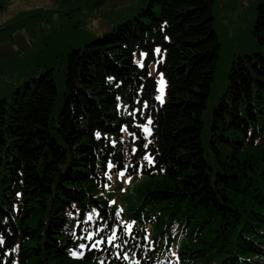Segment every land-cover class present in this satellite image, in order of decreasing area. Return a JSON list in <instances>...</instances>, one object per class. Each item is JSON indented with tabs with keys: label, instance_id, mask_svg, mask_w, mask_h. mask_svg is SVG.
Returning <instances> with one entry per match:
<instances>
[{
	"label": "trees",
	"instance_id": "16d2710c",
	"mask_svg": "<svg viewBox=\"0 0 264 264\" xmlns=\"http://www.w3.org/2000/svg\"><path fill=\"white\" fill-rule=\"evenodd\" d=\"M214 2L147 0L132 18L68 50L55 117L53 68L0 98V264H146V253L158 264L156 246L146 252L147 235L137 228L138 242L124 246L115 232L119 238L107 245L116 223L92 194L103 185L98 168L100 176L110 165L112 174L136 173L139 160L150 170L126 215L151 218L154 238L183 231L182 263L264 264V0H255L257 51L231 63L206 120L221 48ZM160 73L168 90L154 109ZM134 127L137 142L122 137ZM17 203L22 209L14 213ZM72 206L99 208V226L108 231L96 236L84 227L82 211L74 228L65 216L76 214ZM98 239L105 242L93 248ZM102 253L101 262L92 259Z\"/></svg>",
	"mask_w": 264,
	"mask_h": 264
},
{
	"label": "rangeland",
	"instance_id": "374dc122",
	"mask_svg": "<svg viewBox=\"0 0 264 264\" xmlns=\"http://www.w3.org/2000/svg\"><path fill=\"white\" fill-rule=\"evenodd\" d=\"M146 2L147 0H0L4 7L0 12V98L8 97L15 86L35 77L45 67L53 68L58 89L52 109L55 117L64 92L62 70L66 52L71 48H81L95 36L132 18ZM213 14L221 48L205 110L206 120L226 90L231 63L238 56L257 51L256 37L253 34L255 0H215ZM156 76L159 80L158 97L162 101L164 87L161 76ZM162 105L158 103L154 109ZM144 129L149 132L147 122ZM143 163L140 160L141 167L136 173L121 175L120 171L112 177L114 185L108 196L124 210L120 213L121 218L127 217L125 209L133 197L136 184L143 178ZM18 206L22 209L19 203L16 207ZM165 237L168 235L165 234ZM162 240L159 239L158 243ZM18 249L20 252L19 246ZM258 250H262V245L258 246ZM160 253L159 249L156 255ZM163 253H169L167 245ZM92 259L96 262L95 258Z\"/></svg>",
	"mask_w": 264,
	"mask_h": 264
},
{
	"label": "snow or ice",
	"instance_id": "6c2138e0",
	"mask_svg": "<svg viewBox=\"0 0 264 264\" xmlns=\"http://www.w3.org/2000/svg\"><path fill=\"white\" fill-rule=\"evenodd\" d=\"M145 131H148V129H145ZM146 159H147V157H146ZM110 167H111V165H110ZM121 175H123V173H121ZM89 219H91V217H89ZM126 227H127L128 232L131 233V225H127ZM86 231H87V230H86ZM118 238H119V237H117L115 231H113L112 234L107 238V241H106V242H107L108 244H113L114 241H116ZM88 239H92V236L90 235V236L88 237ZM104 242H105V241H104L103 239H98V240H96V241L93 243L92 247L95 248V247L99 246L101 243H104ZM124 243H127V241H124ZM114 246L117 247V248L120 247V245H114ZM81 247H84V245H81ZM72 255H76V253H72ZM127 258H128L127 255H125V256H124V259H127Z\"/></svg>",
	"mask_w": 264,
	"mask_h": 264
}]
</instances>
